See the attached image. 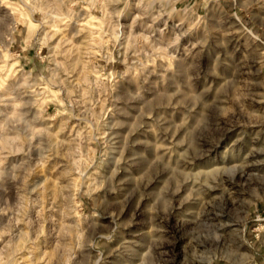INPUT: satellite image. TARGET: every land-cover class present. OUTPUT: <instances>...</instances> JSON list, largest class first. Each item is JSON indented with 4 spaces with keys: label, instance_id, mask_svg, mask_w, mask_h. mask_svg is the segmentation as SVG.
I'll return each mask as SVG.
<instances>
[{
    "label": "rangeland",
    "instance_id": "rangeland-1",
    "mask_svg": "<svg viewBox=\"0 0 264 264\" xmlns=\"http://www.w3.org/2000/svg\"><path fill=\"white\" fill-rule=\"evenodd\" d=\"M0 264H264V0H0Z\"/></svg>",
    "mask_w": 264,
    "mask_h": 264
},
{
    "label": "bare ground",
    "instance_id": "bare-ground-1",
    "mask_svg": "<svg viewBox=\"0 0 264 264\" xmlns=\"http://www.w3.org/2000/svg\"><path fill=\"white\" fill-rule=\"evenodd\" d=\"M240 156V154H235V152H233L227 161L221 163L222 167L213 169L211 173H208L205 176L208 177L209 175H211L213 177H216L217 180H220L222 182V184L232 182V180H234V177L237 178L238 181L242 182L245 177V166H240L237 164L242 161V158Z\"/></svg>",
    "mask_w": 264,
    "mask_h": 264
}]
</instances>
